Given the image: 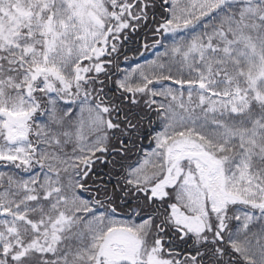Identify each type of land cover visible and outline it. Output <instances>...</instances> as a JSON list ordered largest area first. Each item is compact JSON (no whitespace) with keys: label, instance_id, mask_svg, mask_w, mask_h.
<instances>
[{"label":"snow or ice","instance_id":"1","mask_svg":"<svg viewBox=\"0 0 264 264\" xmlns=\"http://www.w3.org/2000/svg\"><path fill=\"white\" fill-rule=\"evenodd\" d=\"M0 264H264V0H0Z\"/></svg>","mask_w":264,"mask_h":264}]
</instances>
